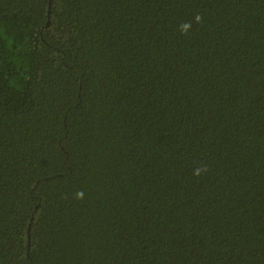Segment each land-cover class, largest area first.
<instances>
[{
    "label": "trees",
    "instance_id": "16d2710c",
    "mask_svg": "<svg viewBox=\"0 0 264 264\" xmlns=\"http://www.w3.org/2000/svg\"><path fill=\"white\" fill-rule=\"evenodd\" d=\"M0 264H264V0H0Z\"/></svg>",
    "mask_w": 264,
    "mask_h": 264
},
{
    "label": "clouds",
    "instance_id": "9594fccd",
    "mask_svg": "<svg viewBox=\"0 0 264 264\" xmlns=\"http://www.w3.org/2000/svg\"><path fill=\"white\" fill-rule=\"evenodd\" d=\"M195 21H196L197 23H200V22H201V17H200L199 15H197V16L195 17ZM191 26H192V25H191V22H186V23L180 25V31H181V34H184V35L188 34V32H189L190 29H191ZM194 174H195V175H199V174H200V173H199V170L197 169V170L195 171ZM77 195H78L79 198H83V193H82V192H81V193H78Z\"/></svg>",
    "mask_w": 264,
    "mask_h": 264
}]
</instances>
